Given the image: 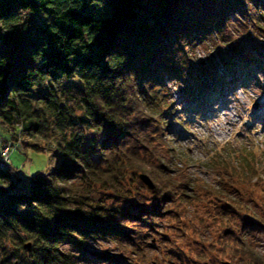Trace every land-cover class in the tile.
I'll return each mask as SVG.
<instances>
[{"label": "trees", "instance_id": "obj_1", "mask_svg": "<svg viewBox=\"0 0 264 264\" xmlns=\"http://www.w3.org/2000/svg\"><path fill=\"white\" fill-rule=\"evenodd\" d=\"M250 6L264 8V0H0V127L9 135L0 141L22 144V132L49 130L58 158L52 171L35 173L27 183L18 182L8 164L0 167L1 243L7 232L15 235V247L27 250L25 264H73L63 244L129 237L125 218L131 215L114 217L113 207L92 203L82 183L134 202L136 195H123V179L146 172L154 181L153 201L139 211L150 216L169 211L163 210L167 200L198 199L158 163L159 124L172 114L163 77L189 78L180 90L187 98L195 93L198 102L206 89L196 85L193 49L215 37L231 13L249 14ZM253 23L262 26L260 20ZM256 52L263 62L264 51ZM256 58L254 64L260 62ZM237 60L244 82L248 60L241 54ZM224 163L241 173L242 166L248 168V162L229 158ZM222 193L209 190L218 203L209 215L225 225L221 252L234 264H264L243 235L255 224V211Z\"/></svg>", "mask_w": 264, "mask_h": 264}, {"label": "rangeland", "instance_id": "obj_2", "mask_svg": "<svg viewBox=\"0 0 264 264\" xmlns=\"http://www.w3.org/2000/svg\"><path fill=\"white\" fill-rule=\"evenodd\" d=\"M248 11L249 14L239 10L231 13L216 36L199 41L192 52L193 72L198 77L195 83L206 89L201 94L211 89L212 81H218L220 97L211 99L208 94H199L195 102V93L187 98L180 90L189 78L180 81L163 77L165 101H168L165 106L171 105L172 114L166 116L167 122L159 124L161 138L155 141L158 163L180 181L182 190L195 193L198 199L187 204L167 200L163 210L169 211L150 216L139 211V207L149 206L153 200L151 189L138 174L123 179V195H136L134 202L132 197L115 199L99 185L82 183L89 190L88 200L92 203L101 201L104 207H113L114 217L120 212L131 215L125 219L132 230L129 237L100 236L63 244L61 248L70 254L73 264H222L224 261L234 264V259L221 252L218 241L225 225L209 215L218 204L209 195L211 188L224 192L226 197L243 199L255 211V224L245 227L243 235L264 256V228L258 224V218L264 217V61H260L256 52L264 51V8L250 6ZM253 19L261 21V28ZM239 54L248 60L249 77L237 83L233 77L241 78V64H235V70L230 65ZM256 57L260 64H254ZM229 71H234V76L228 75L226 81L224 76ZM216 77L223 78L216 80ZM212 92L209 94L213 95ZM205 107L211 109L203 111ZM162 110L165 112V107ZM53 135L45 129L37 134L22 132L18 137L22 144L13 142L8 167L19 177L18 182L27 183L33 174H46L56 167ZM7 136L0 127V138ZM6 142L0 141V146ZM31 144H38L39 150ZM218 155L223 156L222 160H218ZM224 158L248 162V168L242 166L245 173H241L225 164ZM73 181L80 182L78 177ZM224 193L220 194L222 198ZM3 238L0 259L5 261L0 264L29 261L27 250L15 247H18L15 235L7 232Z\"/></svg>", "mask_w": 264, "mask_h": 264}, {"label": "built area", "instance_id": "obj_3", "mask_svg": "<svg viewBox=\"0 0 264 264\" xmlns=\"http://www.w3.org/2000/svg\"><path fill=\"white\" fill-rule=\"evenodd\" d=\"M12 143L7 141L0 146V167L5 166L9 161V152L11 150Z\"/></svg>", "mask_w": 264, "mask_h": 264}, {"label": "water", "instance_id": "obj_4", "mask_svg": "<svg viewBox=\"0 0 264 264\" xmlns=\"http://www.w3.org/2000/svg\"><path fill=\"white\" fill-rule=\"evenodd\" d=\"M138 177L149 189L154 187V183L146 173L140 172ZM26 247L29 248V243H26ZM222 264H230V262L224 261Z\"/></svg>", "mask_w": 264, "mask_h": 264}, {"label": "bare ground", "instance_id": "obj_5", "mask_svg": "<svg viewBox=\"0 0 264 264\" xmlns=\"http://www.w3.org/2000/svg\"><path fill=\"white\" fill-rule=\"evenodd\" d=\"M170 202H172V200Z\"/></svg>", "mask_w": 264, "mask_h": 264}]
</instances>
